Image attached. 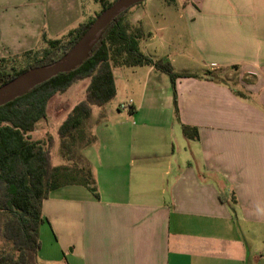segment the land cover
I'll return each mask as SVG.
<instances>
[{"label": "crops", "instance_id": "crops-1", "mask_svg": "<svg viewBox=\"0 0 264 264\" xmlns=\"http://www.w3.org/2000/svg\"><path fill=\"white\" fill-rule=\"evenodd\" d=\"M67 4L49 15L42 0H0V61L84 23L81 0ZM181 5L190 40L181 53L203 72L165 60L201 77L177 80L176 114L167 74L120 72L129 115L98 121L84 151L99 197L77 185L50 193L38 264H264V0Z\"/></svg>", "mask_w": 264, "mask_h": 264}, {"label": "trees", "instance_id": "trees-1", "mask_svg": "<svg viewBox=\"0 0 264 264\" xmlns=\"http://www.w3.org/2000/svg\"><path fill=\"white\" fill-rule=\"evenodd\" d=\"M99 1L103 4L100 14L113 4L108 0ZM171 1L175 3L177 0ZM127 12L107 28L92 53L77 69L60 74L0 107V264H38V254L42 247L40 228L45 222L42 206L51 192L77 185L99 197L90 164L81 156L75 160L67 141L75 140L77 136L85 138V125L90 127L93 108L104 107L116 97V67L151 66L167 74L174 88L176 114L179 112L177 80L201 77L179 73L169 60H155L145 55L140 46L145 32L141 26L133 28L124 22ZM95 20L91 19L71 30L66 36V43L62 38L53 40L44 35L43 40L48 44V49L41 57L35 50L24 53L30 58L35 54L33 59L36 62L21 70L7 73L4 68L5 63L19 56L2 59L0 86L32 67L58 60V51H63V55L67 53ZM86 78L91 79L86 98L74 105L58 129L61 153L67 161L72 160L73 163L56 166L52 158L55 139L50 136L44 145L40 140H33L30 135L47 118L52 98L66 91L75 81ZM183 131L188 139L198 137L197 128L184 125ZM96 141L97 137L90 128L89 139L83 149L86 150Z\"/></svg>", "mask_w": 264, "mask_h": 264}, {"label": "rangeland", "instance_id": "rangeland-1", "mask_svg": "<svg viewBox=\"0 0 264 264\" xmlns=\"http://www.w3.org/2000/svg\"><path fill=\"white\" fill-rule=\"evenodd\" d=\"M114 3L116 0H108ZM44 7L48 10L49 15H59L60 12L64 13L68 8L67 0H42ZM85 12V21L87 23L91 19L97 18L102 11L103 4L99 0H81ZM135 13L142 19V25L146 33V37L142 43V52L152 57L155 60H165L170 57L175 61L179 70H194L202 71L201 68L192 60V57L182 56L183 49L190 48V40L187 34V26L184 17V11L181 5V0L172 3L171 0H147L141 4L132 7L124 16V22L130 24L131 27H139L136 23ZM82 23V24H84ZM81 25V24H80ZM67 34L62 37L66 43ZM48 44L44 42L38 46L35 51L39 56L48 49ZM35 55V54H34ZM33 57L20 55L11 61L4 64L7 73H13L14 70H21L34 62L36 59ZM63 51H58L57 57H61ZM152 55V56H151ZM170 61V60H169ZM171 62V61H170ZM127 67L117 69V85L118 94L104 107H94L93 116L90 120V127L85 125L84 134L85 138L80 139L77 136L75 140L67 141V145L71 150L75 160L84 157L83 146L89 139V131L93 132L99 125L98 121H102L106 116V123L110 126H117L120 122V114L129 115V110L121 109L123 103L130 101L126 88V76L120 72H126ZM128 77V76H127ZM226 77L229 81L234 82L238 79L237 73L234 71L228 72ZM129 79V78H128ZM127 79V80H128ZM91 79H79L75 81L66 91L56 94L48 105V114L45 120H42L36 130L31 133V138L35 141H41L44 145L50 136L55 139L52 149L53 164L61 166L65 164H72L73 161H67L61 153V142L58 135V129L62 122L66 119L67 115L71 112L74 105L85 99L87 96V89L90 85ZM100 121V122H101Z\"/></svg>", "mask_w": 264, "mask_h": 264}, {"label": "water", "instance_id": "water-1", "mask_svg": "<svg viewBox=\"0 0 264 264\" xmlns=\"http://www.w3.org/2000/svg\"><path fill=\"white\" fill-rule=\"evenodd\" d=\"M145 1L147 0H116L96 18L77 43L58 60L32 67L0 86V107L24 96L60 74L70 73L77 69L92 53L107 28L123 13Z\"/></svg>", "mask_w": 264, "mask_h": 264}, {"label": "built area", "instance_id": "built-area-1", "mask_svg": "<svg viewBox=\"0 0 264 264\" xmlns=\"http://www.w3.org/2000/svg\"><path fill=\"white\" fill-rule=\"evenodd\" d=\"M132 106H133V101H129L127 103H123L121 105V109H124V110L128 109V110H130L132 108Z\"/></svg>", "mask_w": 264, "mask_h": 264}]
</instances>
